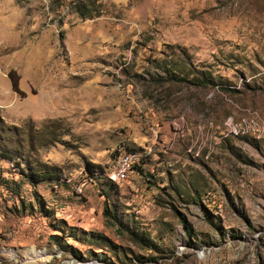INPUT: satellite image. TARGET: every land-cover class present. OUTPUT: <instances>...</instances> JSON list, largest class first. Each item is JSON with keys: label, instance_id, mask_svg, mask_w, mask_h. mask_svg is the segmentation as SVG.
I'll use <instances>...</instances> for the list:
<instances>
[{"label": "rangeland", "instance_id": "374dc122", "mask_svg": "<svg viewBox=\"0 0 264 264\" xmlns=\"http://www.w3.org/2000/svg\"><path fill=\"white\" fill-rule=\"evenodd\" d=\"M0 116V264H264V0H0Z\"/></svg>", "mask_w": 264, "mask_h": 264}, {"label": "built area", "instance_id": "2783aa9c", "mask_svg": "<svg viewBox=\"0 0 264 264\" xmlns=\"http://www.w3.org/2000/svg\"><path fill=\"white\" fill-rule=\"evenodd\" d=\"M140 155L141 154L135 150H120L112 160L111 164L103 168V172H101L100 175L97 174V172H95L92 176L88 175L84 168H82L80 171L82 181L80 184H78V186H76V191L81 193L84 183L88 181L101 180L102 178H105V180L113 184L120 183L127 177L131 167L141 162Z\"/></svg>", "mask_w": 264, "mask_h": 264}, {"label": "trees", "instance_id": "16d2710c", "mask_svg": "<svg viewBox=\"0 0 264 264\" xmlns=\"http://www.w3.org/2000/svg\"><path fill=\"white\" fill-rule=\"evenodd\" d=\"M76 10L79 12L80 9H79V4H76ZM80 16L81 17H89L91 18V16H93L94 14H89V15H86L83 11H80ZM96 14V13H95ZM97 15V14H96ZM8 77L10 79V83H11V88L13 91L17 92V93H20V94H23L22 90L19 88V85H18V81H19V76L18 74L15 72V70L11 69L8 71ZM15 126H13V128H10V126H7L4 121H3V118L0 116V148L1 149H9L10 147V144H9V140L7 138H5L6 136H9V137H14L16 135V128H14ZM19 148H15V150H17ZM84 170L86 171V173L88 175H94L95 172H97V174H101V172H103V167H101L100 165H96V164H92V163H87L84 167ZM27 175L30 176V178L33 180V181H36V180H42L44 178H50L52 179V176H50V174H47V173H44V174H38L34 171L32 172H27ZM101 178V177H100ZM113 184V183H112Z\"/></svg>", "mask_w": 264, "mask_h": 264}, {"label": "bare ground", "instance_id": "6f19581e", "mask_svg": "<svg viewBox=\"0 0 264 264\" xmlns=\"http://www.w3.org/2000/svg\"><path fill=\"white\" fill-rule=\"evenodd\" d=\"M32 254V253H31ZM29 255H30V253H29Z\"/></svg>", "mask_w": 264, "mask_h": 264}]
</instances>
